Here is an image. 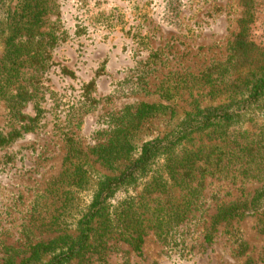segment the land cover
Masks as SVG:
<instances>
[{
    "label": "rangeland",
    "instance_id": "obj_1",
    "mask_svg": "<svg viewBox=\"0 0 264 264\" xmlns=\"http://www.w3.org/2000/svg\"><path fill=\"white\" fill-rule=\"evenodd\" d=\"M3 14L0 264L72 246L104 177L200 110L246 99L264 71V0H7ZM66 264H264V115L249 107L157 155Z\"/></svg>",
    "mask_w": 264,
    "mask_h": 264
},
{
    "label": "trees",
    "instance_id": "obj_2",
    "mask_svg": "<svg viewBox=\"0 0 264 264\" xmlns=\"http://www.w3.org/2000/svg\"><path fill=\"white\" fill-rule=\"evenodd\" d=\"M5 7H7V0H0V38L4 37L7 32L11 31L10 28L8 29L5 22L6 16L3 14ZM246 44V39L244 35L241 34L234 43L233 56L236 62H240L244 59L242 57L244 55L240 49ZM233 56L231 57V61ZM32 62H35L36 64L38 63L35 56L32 57ZM249 107L258 109L264 115V71L258 74L256 79L252 82L246 99L242 101L236 100V103L232 107L229 106L223 108H209L206 110H200L194 114V118L191 117L187 119L171 134H167L162 138H154L139 146L138 156L133 160H129L118 175L106 176L102 179L95 201L92 203L90 210L87 211L80 221L79 236L77 241L65 251L54 254L45 264H66L80 251H82L90 236L91 223L102 208L105 200L117 188L122 187L129 181L134 180L144 174L157 155L173 149L174 146L186 134L193 131H198L212 124L230 122L234 118L243 114V112H245V110ZM182 160L183 159L181 158L179 160L172 161V165H167V168L174 171L175 168L177 169L179 167L178 163H180ZM117 218L122 222L123 225L128 226L131 229V236H129L130 243L133 245L135 250H140L142 242L141 230L134 228V224H132V218L128 216L126 209H122ZM47 247L48 246H45L44 244L35 245L32 248V253L38 255L39 253L44 252Z\"/></svg>",
    "mask_w": 264,
    "mask_h": 264
}]
</instances>
